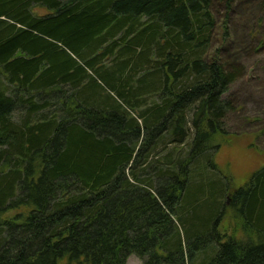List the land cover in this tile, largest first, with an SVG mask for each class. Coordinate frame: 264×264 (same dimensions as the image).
<instances>
[{
  "label": "trees",
  "instance_id": "16d2710c",
  "mask_svg": "<svg viewBox=\"0 0 264 264\" xmlns=\"http://www.w3.org/2000/svg\"><path fill=\"white\" fill-rule=\"evenodd\" d=\"M232 5L0 0V264H264V168L227 194L211 162L241 72L207 49ZM225 209L244 240L217 233Z\"/></svg>",
  "mask_w": 264,
  "mask_h": 264
},
{
  "label": "rangeland",
  "instance_id": "374dc122",
  "mask_svg": "<svg viewBox=\"0 0 264 264\" xmlns=\"http://www.w3.org/2000/svg\"><path fill=\"white\" fill-rule=\"evenodd\" d=\"M36 13L46 14L37 9ZM217 28L214 32L208 56L223 62L227 67H236L241 72L227 93L232 110L224 119V129L228 135L217 137L212 151L211 162L217 171L214 182L226 185L230 194L242 187L258 170L264 168V10L262 0H233L230 10L221 7L213 15ZM111 60L103 63L109 67ZM64 91V90H63ZM156 97L154 101H158ZM153 101V100H152ZM151 100H149V103ZM190 119V117H189ZM189 137L182 145L160 144L155 147L152 162L164 163V156L169 155L172 161L178 154L184 155L189 149ZM163 165H160L162 167ZM207 175V172H205ZM209 173L207 177L213 176ZM208 199V198H207ZM229 200L227 199V204ZM226 210V209H225ZM23 208L9 210L4 219H11L22 213ZM191 217L195 218L192 213ZM233 214L225 211L217 224V233L222 237L233 236L244 240L243 232L236 231ZM234 227V228H233ZM246 235V234H245ZM226 241V239L224 240ZM126 264H142L131 256Z\"/></svg>",
  "mask_w": 264,
  "mask_h": 264
}]
</instances>
